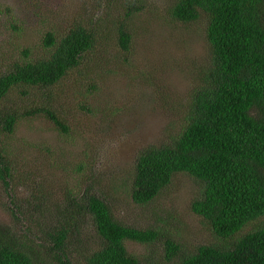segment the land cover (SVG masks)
<instances>
[{
	"label": "rangeland",
	"instance_id": "rangeland-1",
	"mask_svg": "<svg viewBox=\"0 0 264 264\" xmlns=\"http://www.w3.org/2000/svg\"><path fill=\"white\" fill-rule=\"evenodd\" d=\"M173 1L0 0V72L25 51L41 55L42 35L62 32L78 15L103 22L108 14L110 27L130 15L127 57L108 41L98 72H75L50 90L30 91V103L55 105L67 133L43 119L0 133V234L31 250L39 264H61L60 257L63 264H85L100 245L90 218L80 214L67 227L65 252L53 249L56 230L71 211H82L74 199L85 191L107 198L123 224L164 234L154 245L127 242V251L141 259L173 264L165 259L166 237L183 251L222 243L190 209L200 191L192 179L175 177L145 205L130 197L136 158L181 130L189 94L209 58L205 20L172 22L167 11ZM263 223L264 217L240 235Z\"/></svg>",
	"mask_w": 264,
	"mask_h": 264
},
{
	"label": "trees",
	"instance_id": "trees-1",
	"mask_svg": "<svg viewBox=\"0 0 264 264\" xmlns=\"http://www.w3.org/2000/svg\"><path fill=\"white\" fill-rule=\"evenodd\" d=\"M106 15L103 22L78 15L62 32L46 31L41 55L25 51L0 72V133H15L21 122L33 119L67 133L50 100L32 104L28 95L50 90L75 72H98L108 41L119 49L116 54L131 53L130 15L111 27ZM167 15L181 24L205 20L209 58L189 94L181 130L136 158L131 200L145 205L175 177L190 178L200 188L190 209L222 243L183 251L166 237L165 259H174L173 264H264V223L240 235L264 217V0H174ZM86 192L74 199L82 211H71L56 230L53 249L65 252L68 228L85 214L100 240L85 264H158L129 253L126 244L154 245L164 234L123 224L107 198ZM24 248L0 234V264H39ZM57 260L63 264L61 257Z\"/></svg>",
	"mask_w": 264,
	"mask_h": 264
}]
</instances>
